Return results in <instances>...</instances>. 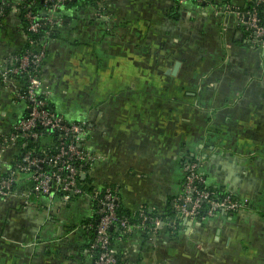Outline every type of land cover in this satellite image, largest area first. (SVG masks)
<instances>
[{
    "label": "crops",
    "instance_id": "obj_1",
    "mask_svg": "<svg viewBox=\"0 0 264 264\" xmlns=\"http://www.w3.org/2000/svg\"><path fill=\"white\" fill-rule=\"evenodd\" d=\"M24 1L0 2V65L27 47ZM248 1L100 0L59 11L40 81L51 111L86 124L93 161L81 179L117 187L128 211L162 213L195 159L207 188L247 206L203 221L173 210L172 231L119 233V264H264V47L234 13ZM14 91L0 79L3 134L28 112ZM15 153L0 140L1 173ZM28 188L21 174L0 200V264H93L90 198L24 205Z\"/></svg>",
    "mask_w": 264,
    "mask_h": 264
},
{
    "label": "built area",
    "instance_id": "obj_2",
    "mask_svg": "<svg viewBox=\"0 0 264 264\" xmlns=\"http://www.w3.org/2000/svg\"><path fill=\"white\" fill-rule=\"evenodd\" d=\"M67 1L69 0H43L50 10L40 13L35 12L33 0H25L21 9L28 33L39 34L40 29L45 26L49 29L40 38H28L29 47L26 50L10 53L0 65L1 81L12 84L15 98L24 102L28 109L27 114L14 124L10 133L0 132L2 143L16 147V158L9 171L0 172V200L13 195L15 184L21 174L27 175L29 182V188L21 198L24 205L31 203L32 196L40 195L50 200L58 197L65 202L84 196L89 197L99 206L97 213L100 215L95 227L94 241L91 244V249L98 252L93 264H118L117 250L111 241L110 230L113 227H119L123 233L135 229L156 233L163 227V222L158 216L148 218L146 207H140L136 211L140 219L138 222L119 219L115 210L116 203L120 199L117 187L107 185L86 192L78 180L79 176L89 171L93 161L92 155L80 146L88 133L86 124L66 122L60 115L49 110L40 81L41 68L47 60L48 40L54 28L62 22V19L55 14L56 10ZM178 1L180 4L207 2V0ZM254 1L256 4L264 3V0ZM0 2L3 7L16 8L12 0H0ZM234 13L239 24L250 34L254 43L264 47V21L261 20L256 7L237 10ZM22 76H25L23 92L18 90L16 79ZM39 127L59 133L55 152L47 153L41 150L42 153L32 155L27 149L29 139L37 140L44 137V133L36 130ZM183 173L182 190L174 199L172 206L178 216L203 221L219 213H233L247 207L229 194H222L206 186L201 188L200 185L205 183L198 173L197 160L183 164ZM167 227L174 229L175 222L167 223Z\"/></svg>",
    "mask_w": 264,
    "mask_h": 264
},
{
    "label": "trees",
    "instance_id": "obj_3",
    "mask_svg": "<svg viewBox=\"0 0 264 264\" xmlns=\"http://www.w3.org/2000/svg\"><path fill=\"white\" fill-rule=\"evenodd\" d=\"M33 1L35 2V5H34L35 12H40L41 13L44 10H46V11L50 10V7L48 5H46V4H44L43 0H33ZM85 2L96 4V3L100 2V0H69V1L65 2L62 7L77 6V5L85 3ZM252 6L256 7V10L258 11V14H259L261 20L264 21V3L256 4V2L254 0H249L248 4H247V6L245 7L244 10L249 9ZM61 8L56 10V13H55L56 15L59 14V11L61 10ZM22 15H23V10H22ZM22 18L24 20V16ZM47 29H49V27L45 26V27H42L40 29L39 34L28 33V38H33V39L40 38L42 35H44L45 32L48 31ZM57 29H58V26L54 28V30L51 33L50 37L54 36V34H55ZM28 47H29V44H27V47L25 49H23L22 51L26 50ZM16 79H17V82H18V84H17L18 90L23 92L24 89H25V86H24L25 76L17 77ZM47 108H48V106H47ZM48 109L50 110V108H48ZM36 130L39 133L40 132L44 133V137L40 138V139H37V140H32V139L28 140L27 149L31 152V154L32 155L40 154V153H42L41 150H44L47 153L48 152L49 153L55 152V146H56V143H57V140H58V137H59V133H57V132H49L48 130H46L44 128H40V127L36 128ZM80 146L82 148V143H81ZM194 160L195 159H191L189 161H185L183 164L188 163V162H192ZM78 180L82 184V188L86 192H91L93 190L94 187L88 186L85 183V181L83 179H81V176H79ZM200 187L204 188L205 185H200ZM54 198H58V197H54ZM72 200H74V199H72ZM92 205H93V217H92L91 221L87 224V230H88V236H89L88 249L90 250L89 253H90L91 259L93 260L98 252L96 250L91 249V244L94 241L95 227H96V225L98 223V219H99L100 215L97 213V209H98L99 206L95 205L93 202H92ZM115 210H116V214L119 217V219H127L129 222H138V221H140V219L138 217L139 214L137 212H131V211L126 210L122 206V204L120 202V199L116 203ZM173 213H175V212L171 208H169V210H166L165 212H162V213H157L156 211L150 210V209L146 210V216L148 218L158 216L161 219V221L163 222V225H166V227H167V223L171 222L172 219H174L173 218L174 217ZM120 230H122V229H120L119 227H113L110 230L112 244H114V237L118 236L119 233H122V231H120ZM168 230L172 231V229H169V228H168ZM118 264H119V262H118Z\"/></svg>",
    "mask_w": 264,
    "mask_h": 264
}]
</instances>
